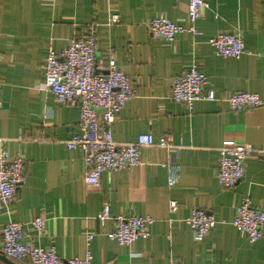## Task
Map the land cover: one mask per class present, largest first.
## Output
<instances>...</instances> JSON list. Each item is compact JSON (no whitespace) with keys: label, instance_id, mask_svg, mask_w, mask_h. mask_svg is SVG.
Here are the masks:
<instances>
[{"label":"crops","instance_id":"crops-1","mask_svg":"<svg viewBox=\"0 0 264 264\" xmlns=\"http://www.w3.org/2000/svg\"><path fill=\"white\" fill-rule=\"evenodd\" d=\"M205 2L196 34L165 40L152 37L147 22L164 15L188 27L186 0H0V147L25 159L24 183L10 203L0 201V243L2 227L18 221L28 243L52 245L62 259L89 248L91 264H264V232L251 243L231 223L244 196L264 209V155L246 158L244 176L232 188L216 178L224 141L264 149V0ZM112 14L117 22H110ZM90 23L98 69L105 72L112 53L136 92L112 123V138L133 142L150 133L156 142L166 134L171 144L141 147L137 166L103 172L98 189L85 185L82 151L63 142L80 133L79 109L45 88L44 72L48 51H60ZM221 32L241 37V55L215 52L209 39ZM192 66L205 75L204 88L215 91V100L188 107L171 98V79ZM235 91L256 93L263 103L232 110L226 98ZM175 164L178 177L168 185V167ZM104 203L110 218L101 225ZM194 207L215 219L200 240L186 222ZM116 215L150 216L153 223L146 237L122 245L107 236ZM34 217L45 219L44 234L33 230ZM87 233L93 234L89 244ZM0 264L10 263L0 258Z\"/></svg>","mask_w":264,"mask_h":264},{"label":"built area","instance_id":"built-area-1","mask_svg":"<svg viewBox=\"0 0 264 264\" xmlns=\"http://www.w3.org/2000/svg\"><path fill=\"white\" fill-rule=\"evenodd\" d=\"M206 6L205 0H186V13L190 25L176 24L164 15L147 22L150 35L165 40L174 39L178 33H197L195 22ZM118 15L112 14L110 22H117ZM209 42L222 57H238L244 51L241 37L237 33L221 32L212 36ZM45 88L62 104L77 106L79 109L80 133L66 138L63 142L69 149L79 148L83 153L86 172L84 182L88 188L98 189L103 172L130 169L140 163V149L147 145L171 147L166 134L154 141L150 133L140 134L136 141L118 142L112 138L111 126L124 102L135 95V88L127 74L117 65L112 53L108 54L106 70L102 72L96 64V36L94 24L84 25L80 32L74 31L67 39L66 47L56 52L50 49L46 56ZM206 77L190 67L171 79V98L191 107L199 99L215 100V91L205 89ZM226 101L232 110L257 107L263 103L256 94L247 91L232 92ZM219 162L216 170L218 182L225 188H232L244 176L245 160L253 154L264 155V149H255L249 143L224 141L218 147ZM168 185L178 177L179 166L169 165ZM25 181V159L20 154L12 156L0 147V201L10 203L19 186ZM171 211L176 201L169 202ZM102 225L110 218L109 205L104 203L97 215ZM115 228L107 234L109 239L122 245H129L140 237L148 235V226L153 223L150 216L114 217ZM186 222L193 228L195 240H200L215 224L213 215L200 207L191 209ZM231 223L249 242L254 243L264 232V209L252 204L244 196L234 208ZM31 226L37 235L46 232L45 219L34 217ZM93 234L85 235L89 244ZM0 252L14 260H26L28 264H91L92 254L85 248L81 256L60 258L55 247L35 246L25 240L23 223L10 221L1 229Z\"/></svg>","mask_w":264,"mask_h":264},{"label":"water","instance_id":"water-1","mask_svg":"<svg viewBox=\"0 0 264 264\" xmlns=\"http://www.w3.org/2000/svg\"><path fill=\"white\" fill-rule=\"evenodd\" d=\"M0 258L6 260V261H7L8 263H10V264H15V263H13L10 259H8L5 255H3V254H1V253H0Z\"/></svg>","mask_w":264,"mask_h":264}]
</instances>
